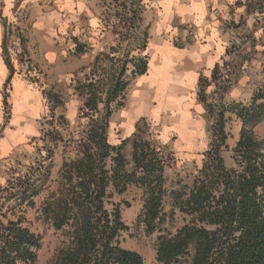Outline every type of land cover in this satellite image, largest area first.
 I'll list each match as a JSON object with an SVG mask.
<instances>
[{"label": "trees", "instance_id": "obj_1", "mask_svg": "<svg viewBox=\"0 0 264 264\" xmlns=\"http://www.w3.org/2000/svg\"><path fill=\"white\" fill-rule=\"evenodd\" d=\"M108 5L116 10L118 22L107 21L117 40L96 55L83 77L77 72L73 78L74 90L83 102L79 131L66 145L75 156L65 158L59 188L43 204L45 219L65 237L48 264H145L139 252L121 244L129 226L114 197L129 187L142 195L139 221L147 233H159L158 262L180 264L191 257V264H264V138L255 132L264 118V83L250 101L227 102L226 95L237 80L227 60L217 63L211 78L200 77L197 96L212 119V139L191 186L171 192L174 208L185 215V223L175 232L166 230L162 228L168 193L166 170L176 162L172 147L155 136L149 124L142 128L143 118L135 132L120 143L109 139L113 115L125 108L135 78L149 69L146 4L144 0H111ZM245 6L249 14L264 13V0H247ZM235 45L232 42L227 54ZM82 51L84 45L78 44L77 52ZM4 57L10 70L7 90L16 68L6 40ZM212 85L215 89L208 94ZM44 95L54 114L63 101L51 91ZM218 95L219 102H215ZM7 97L5 92L6 109ZM228 113L241 122L231 150V166L225 160ZM128 144L132 147L130 160L125 154ZM38 173L30 167L0 184V264L37 261L42 238L26 225L25 213L35 206L43 189Z\"/></svg>", "mask_w": 264, "mask_h": 264}, {"label": "crops", "instance_id": "obj_2", "mask_svg": "<svg viewBox=\"0 0 264 264\" xmlns=\"http://www.w3.org/2000/svg\"><path fill=\"white\" fill-rule=\"evenodd\" d=\"M103 2L0 0V160L16 155L40 138L50 110L45 87L59 84L55 89L61 90L63 83L72 84L75 73L89 67L98 53L116 42L117 36L105 18ZM146 2L158 5L159 11L152 18L149 13L154 10L144 12L150 33L146 50L150 62L148 72L135 78L128 91L131 103L124 119L130 133L136 129L137 120L143 117L164 120L165 124L168 118L176 123L179 116L180 120L182 114H188L197 102L200 77H211L217 63L228 56L227 49L233 40L231 28H226L223 20L211 12L210 6L217 0ZM225 7L220 4V11H225ZM238 11L236 9V13ZM177 23L197 24L202 38L176 45L169 33H179ZM5 40L12 57L23 54L43 71L44 87L15 72L9 89H5L10 75L4 57ZM78 44L84 45V51L77 52ZM5 92L8 93L7 109ZM164 114L169 116L163 117ZM198 123L193 121L185 129L196 130ZM185 139L186 147L194 145L189 134Z\"/></svg>", "mask_w": 264, "mask_h": 264}, {"label": "rangeland", "instance_id": "obj_3", "mask_svg": "<svg viewBox=\"0 0 264 264\" xmlns=\"http://www.w3.org/2000/svg\"><path fill=\"white\" fill-rule=\"evenodd\" d=\"M103 1L107 2V6L103 10L105 11V18L118 22L117 18H115L116 10L108 5L111 0ZM146 1L144 0L146 10H154L149 13V16L152 18L153 14L159 11L158 5ZM246 1L234 0V2L229 3L226 0H217L216 3L213 2L210 6L211 12L217 18L223 20L226 28H231L233 32L232 42H236L231 53L220 63L223 64V61L227 60L230 66L233 67V77L237 78L233 87L226 95L225 100L227 102L234 100L250 101L258 87L264 83V13H247ZM220 4L226 6L225 11H220ZM236 9L240 11L236 13ZM233 13L236 14L233 16ZM107 24H109L108 21ZM145 24H147L146 21ZM176 27L179 28V33H175L174 35L169 33V36L174 39L175 44L178 46L202 38L198 33L199 26L195 23H177ZM253 39L255 40L254 42L252 41ZM232 42L229 47L232 45ZM107 50L108 48L105 51ZM10 58L14 62L16 72L23 74L30 81L40 84L41 87L45 86V82L42 80L43 71L36 65L31 64L29 59L25 58V55L15 54L12 57L10 54ZM234 64H236L235 67L233 66ZM90 66L83 68V72H80V70L78 72L79 77H83L89 71ZM56 85L53 87L49 85L45 87L44 91L58 94L63 98V103L61 106L55 107L54 114L50 110L48 111L49 113L43 124L40 138L30 143L29 146H25L16 155H11L5 160H0V184H4L17 173L27 171L30 167L36 171L39 170L38 174H41L40 176L42 177L40 181V185L43 188L42 192L36 198L35 206L27 208L25 213L26 225L42 238V246L39 250L37 261L34 264H48L63 245L64 233L53 229L45 219L42 209L46 198L59 188L61 169L65 158L75 156V153L71 152V149L66 148V145L72 139V136L79 131L80 122L78 113L83 103L82 98L75 92L72 84L63 83L61 90H56ZM214 89L213 85L210 86L207 89V93L210 94ZM214 98H216L215 102H219V95ZM196 99V105L190 107L188 114H182L180 120L179 116L176 123L172 118L166 119L165 124H163L164 120H151L144 117L145 121L141 122V126L144 129L147 128L146 124H149L154 135L165 143H168L175 153L176 162L166 170V189L168 193L164 202L166 216L162 225V228L172 232H175L185 223V215L174 208L171 192L177 189L186 191L191 186L198 169L203 163L204 153L209 148L212 139V132L210 131L212 119L207 116L203 104L198 101V96H196ZM129 100H131V96L128 92L125 108L116 112L112 117L109 139L113 144L120 143L123 138L131 136L136 130L130 133L125 125L124 113L129 109L131 103ZM198 104H201V107ZM57 107L58 110L56 109ZM73 115H75L74 118ZM167 115L164 114L163 117H167ZM227 116L231 117L226 123V131L229 134V151L225 153V160L227 166H231V150L239 138L241 122L233 114L228 113ZM184 118L186 121L183 120ZM139 120H137L135 128ZM193 121L199 122L196 130L185 129V127L191 126ZM165 126H169L167 130H164ZM255 132L260 138H264V118L256 125ZM186 134L190 135V141L194 144L193 146H185ZM131 151V144H128L125 154L129 160L131 159ZM49 152H52L51 156ZM39 167L41 168L37 169ZM114 200L121 204L123 220L129 226V230L121 238L122 246L139 252L143 256L145 264H162L156 259V246L159 233H147L144 224L138 218L143 204L141 192L135 187H129L122 194L115 195ZM191 262L192 258L188 257L180 264H191Z\"/></svg>", "mask_w": 264, "mask_h": 264}, {"label": "bare ground", "instance_id": "obj_4", "mask_svg": "<svg viewBox=\"0 0 264 264\" xmlns=\"http://www.w3.org/2000/svg\"><path fill=\"white\" fill-rule=\"evenodd\" d=\"M188 135V134H187ZM181 139V138H180ZM186 146V145H185Z\"/></svg>", "mask_w": 264, "mask_h": 264}]
</instances>
